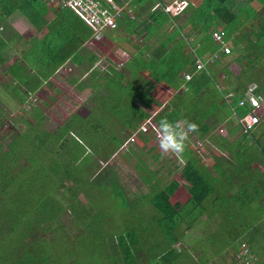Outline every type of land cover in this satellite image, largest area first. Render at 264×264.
<instances>
[{"label": "trees", "instance_id": "16d2710c", "mask_svg": "<svg viewBox=\"0 0 264 264\" xmlns=\"http://www.w3.org/2000/svg\"><path fill=\"white\" fill-rule=\"evenodd\" d=\"M188 1L184 12L174 16L165 12L167 4L163 0H116L132 6L136 19L119 21L103 39L92 42L91 26L71 8H64L86 29L81 42L88 44L82 52L89 46L97 48L94 56L100 53V64L108 61L109 65L103 74L93 68L87 80L75 83L76 87L82 90L92 85L104 91L99 97L102 101L113 102L107 106L110 109L103 110L106 117L100 122L94 120L91 124L88 120L76 127L66 121L54 134L32 129L34 135L21 133L8 146L0 144V264H176L184 254L174 246L180 242L193 245L187 251L198 264H217L216 260L224 259L230 248L239 253L241 248L247 249L251 255L249 262L241 263L238 254L231 264H264V149L254 153L247 142H240L231 162L212 156L207 167L198 164L197 157H191L194 152L184 140H175V126L185 119L186 129L199 140L217 128L220 117L209 105L212 99L220 113L237 112L239 118L254 110L251 105L238 104L249 85H257L256 93L264 92V0ZM153 6L155 10L150 12ZM146 12L148 17L140 22ZM186 13L189 25H195L197 32L190 42L183 36L182 27L165 30ZM213 31L225 32L231 53L222 51V45L212 38ZM125 33L134 39L145 35L147 43L140 48ZM157 35L158 43L150 46V40ZM111 41L116 45L113 48L108 44ZM76 46L74 51L80 44ZM186 47L192 52H185ZM109 50L116 54L108 55ZM74 51L66 50L68 53L59 63L71 59ZM232 53L236 56L218 71L216 67ZM87 58L95 66L98 59ZM9 60L10 56L0 53V73L10 78L2 91L12 96L18 108L30 102V94L36 90L23 88L26 82L15 73V63L9 64ZM199 61L205 63L204 68L199 69ZM125 64L129 68L127 78L119 70ZM186 74L192 76L190 80H186ZM220 74L227 76L221 83L223 88L218 86ZM181 88L184 91L178 93ZM228 91L235 94L232 103L225 100ZM208 94L209 101L205 98ZM164 104L168 106L152 118L153 125L148 124L151 116L143 108L157 112ZM110 116L118 121L113 125H120V134L133 132L138 146L159 164L151 170L143 161H136L141 180L151 189L149 203L158 212L151 220L154 222L137 217V202L130 200L110 167L88 180L73 163L84 153L86 144L98 152L103 145H108L111 153L122 147L121 135H113L105 124ZM3 121L0 108V125ZM74 133L86 143L77 140ZM254 133L246 136L258 144ZM98 135L103 136L102 143L90 142ZM166 137L177 148H183L178 156L174 152L167 156L170 149L153 144ZM51 140L63 141L64 153H55L49 146ZM164 175L169 178H161L164 184L160 186L156 182ZM90 186V198H95L87 206L78 194ZM65 190H69L68 195ZM67 211L79 231L76 237L62 221ZM203 224L215 226L225 240L214 244L211 255L201 254L204 258L200 260L198 251L204 246L198 243L199 233L187 232ZM109 239L115 241L112 246Z\"/></svg>", "mask_w": 264, "mask_h": 264}, {"label": "rangeland", "instance_id": "374dc122", "mask_svg": "<svg viewBox=\"0 0 264 264\" xmlns=\"http://www.w3.org/2000/svg\"><path fill=\"white\" fill-rule=\"evenodd\" d=\"M171 1L172 0H167ZM165 0V2H167ZM166 4H169L166 3ZM255 7H258L257 3H253ZM155 10V7L151 9L150 12H153ZM137 15V14H136ZM148 13H144L140 17V22L142 20H145L148 16ZM173 15V14H172ZM181 15V14H180ZM174 16H179V15H174ZM176 26L182 27L183 31V36L186 38V40L193 41L195 36L197 35V32L195 30V25L192 27V25H189V13H186L182 15L179 19H176L174 21L173 25H168L166 26L165 30L167 32H171L174 30ZM250 26V25H248ZM246 27L244 28V30ZM163 33V32H161ZM160 33V34H161ZM130 40L132 39L127 33L124 34ZM162 35V34H161ZM158 37V38H157ZM155 39H151L149 44L150 46L155 45L159 41V36L157 35ZM137 38V40H136ZM134 40L137 41V44L140 48H143L145 44L147 43L145 35H138ZM158 39V40H157ZM129 45V44H128ZM246 45V43L244 44ZM116 46V45H115ZM113 46V47H115ZM112 47V48H113ZM185 52L189 53L192 52L190 47L185 48ZM108 55H115L116 53L112 50H109ZM234 56H236L235 53L230 54L224 61L216 67L218 71L222 70L223 68ZM98 66V65H97ZM216 66V65H215ZM105 65H99L97 68H104ZM122 68V67H121ZM80 70V71H79ZM87 67H82L76 70H73V75H76L77 73L83 75L86 73ZM125 73V75L129 76V72L126 71V69L120 70ZM65 76H60L59 77V82L56 83L57 91L53 92L50 94V92H46L45 90H39L35 92L33 95L30 96V102L27 104L21 106V107H16L15 106V101L12 99V96L7 94L5 91H2L3 85L10 81V78L5 76V74L0 73V108L2 110V118H3V123L0 125V144L3 146H8V144L11 143L12 139L14 136L19 135L21 133H26L29 134L30 132L34 135L35 131L38 133L46 132L51 134H54L58 132L63 126L65 125L66 121L69 123H72L73 125L80 126L88 122V120L93 123V121H98L100 122L101 120H104L105 118L103 115V110L108 106L109 103L113 102V99L109 100L106 99L103 101L99 98L100 95H104V91H98L95 89L92 85H90L89 88H83L82 90H77L73 86L67 84L65 82ZM186 76V75H185ZM63 77V78H62ZM220 79V84L222 82H225L227 76L226 74H220L218 77ZM67 81V80H66ZM223 84H221L222 86ZM249 85V84H248ZM257 87L256 84L254 85H249V88L255 89ZM184 90L183 88L179 89L178 93H182ZM261 94H264V92H258ZM202 95V93L200 94ZM205 98H209V94L205 96ZM38 101H37V100ZM210 100V99H209ZM208 100V101H209ZM209 105L211 106V109H215L216 114H220V110H216V102L212 99L209 101ZM222 103V102H221ZM168 106L167 104H164L158 109L157 112L148 110L147 108H143L146 113H148L151 118L148 121V124L153 125V120L152 118L158 113L161 112L162 109L166 108ZM172 106V105H171ZM170 106V107H171ZM108 108V107H107ZM110 109V108H108ZM96 110V111H95ZM33 112H36L32 114ZM95 112V113H94ZM94 113L93 117L91 115ZM222 113V112H221ZM220 114L219 116L222 117L221 121H223L224 127H219L217 125V132L213 133L215 131H211L210 135L208 136V141L213 142L219 141L221 145V141H227V145H219L218 144V150L216 147L212 146L209 143H204L203 139L199 140H194L192 135L186 134L184 130L187 128V119L183 121H179L177 125L175 126L176 132L178 133L175 136L176 142L179 140H184L186 147H190L194 154L191 155V157H197L198 158V164L201 166H209V158L212 156L217 157L220 160L225 161L228 160L231 162L234 158L233 152L234 150H237L238 143L241 141L247 142V147H251L254 153L260 152L261 148L260 146L256 143V141L253 142L251 141L249 136H246V134H243L246 136L245 138L249 137L246 141L245 138L242 137L240 140H233L234 143H232L229 140H226L225 137L230 139L232 137V128L239 126V128L242 131V125L238 123V119L233 116V114L228 115L227 113ZM44 116V120H40V116ZM91 117V118H90ZM40 121L39 123H37ZM107 123L106 126L112 130V134H118L117 136L121 135V139L124 140V143L122 147L115 152H112L109 150L108 151V145H103L101 149L98 151H95V149L91 148L87 144L84 145L85 148L83 147V152L77 156V160L74 161V165L81 170L83 175L88 178V180H92L93 177H95L98 173L104 172L107 167H110V169L113 171L114 175L118 178V182L121 184L123 187L124 191L126 192L127 196L130 198V200L137 202V211L138 215L137 217H141L143 220L150 221L153 219V217L157 214L158 212L154 210L152 205L149 203L150 199V193L151 189L150 187L141 180L139 171L137 169V160L143 161L151 170H156L157 167H159V164L154 161L153 157L147 155V152H143V150L138 146L137 142L134 141V135L132 134L133 132L130 131H122L120 134V125L117 124L116 126L113 125V121L118 123L114 118L112 119L111 116L109 119L106 120ZM227 121V122H225ZM105 128L104 133H108V128ZM35 131H33V130ZM264 131V128L262 129ZM34 132V133H33ZM220 132L223 134L221 135L222 140H216L214 139L215 137H218L220 135ZM75 134V138L77 140H80L82 144L86 143L85 141H81V138L79 135ZM73 134V135H74ZM216 135L214 138L212 136ZM162 135H160L161 137ZM230 136V137H228ZM103 136L98 135L95 138H91L92 140L88 139V142L90 140L93 141V143L101 142L104 138ZM210 137V138H209ZM220 137V136H219ZM68 138V137H67ZM212 138V141L210 140ZM46 139H49L46 137ZM163 141L161 142L160 140H157V142H154L153 144L156 145V147L163 149V148H168L170 151L166 153L167 156H171L169 154H179L180 150L183 151V148H177L175 144H172L169 139L163 138ZM237 141V142H236ZM84 142V143H83ZM217 143V142H216ZM240 143V144H242ZM252 143V145L250 144ZM63 144L62 142L56 143L54 141H49V146L50 148H54L56 151L55 153L62 152L64 153V149H61V145ZM165 144V145H164ZM233 144V145H231ZM174 150V151H171ZM251 150V151H252ZM217 152L213 155L214 152ZM110 156H109V154ZM212 154V155H211ZM261 159L263 158L262 155H258ZM238 158V157H237ZM264 161V159H263ZM261 163V162H260ZM213 174L215 175V172L213 171ZM166 177L168 179V176H161L159 179V183L156 182L158 185L162 186L164 184V180L161 178ZM165 179V178H164ZM165 179V180H166ZM155 183V184H156ZM68 186H71V183L68 184ZM65 195L69 194V190L64 191ZM91 194V186L90 189H86V192L84 193H79L78 197L80 200L85 204V205H91L93 204V199L95 198L92 196L90 198ZM140 213V214H139ZM208 214H205L203 216V222H205L206 217ZM160 216V215H159ZM62 221L68 228V230L72 233L74 237L78 236L79 231L76 228L75 225L72 223V216L71 213L67 211L65 215L62 217ZM154 222V221H151ZM199 233V238H198V243H203L204 248L199 250L198 253L200 255L199 259H203L204 257H201V254L203 255H211L212 249L214 250V244L217 242H223L225 238L221 235L220 230L217 229L215 226L211 225H198L192 227L188 232L189 233L195 234ZM186 235V239L188 236ZM193 241V239L191 240ZM115 242L114 239L111 240L109 239V245H113L112 243ZM195 241L191 242V244H194ZM202 245V244H201ZM179 251H183L184 254L179 258L178 262L176 264H198L195 262V259L193 257V254L189 253L188 247L191 248V245H185L182 242L178 243L177 245H174ZM195 246V245H194ZM224 246L225 245H220ZM223 249V247H220ZM240 250H243L242 248ZM192 252V250H190ZM229 253L233 252L231 255L225 254L223 255L224 259H217L216 263L217 264H231V262L236 261L237 255L239 251H233L231 248L228 249ZM195 255V252H193ZM199 260V263L201 262ZM239 260V259H238ZM214 264V263H211Z\"/></svg>", "mask_w": 264, "mask_h": 264}, {"label": "crops", "instance_id": "0c3cea01", "mask_svg": "<svg viewBox=\"0 0 264 264\" xmlns=\"http://www.w3.org/2000/svg\"><path fill=\"white\" fill-rule=\"evenodd\" d=\"M163 1L164 3H171V1ZM0 12L3 14V17L0 16V53L10 56L9 64L15 63V73L21 75L26 82V86H23L24 89L33 88L36 90L35 92L45 90L52 94L57 91L56 83L59 82L60 76H65V72L67 75L64 79L65 82L79 90L75 83L83 79L87 80L93 68L102 74L109 70L108 61H103L100 64V53H98V56H94L98 52L97 48L89 46L84 53L82 52L84 46L88 44L81 42L86 36V29L72 12L66 11L57 4H52L51 0H0ZM89 39L91 42L94 41L92 37ZM89 39L87 40L90 41ZM78 44H80L79 48L74 51ZM108 44L111 47L115 45L112 41ZM66 50H73L74 55L71 59L59 63V59L68 53ZM87 57L98 59L95 66L89 63ZM128 58H131V56L128 55ZM97 65H105V67L97 68ZM127 65H121L122 68L119 67V70L127 68L126 71L129 72ZM82 67H87L86 73L83 75L77 73L78 76H74L72 71H77ZM89 87L90 85L85 86V88ZM35 92L31 93L30 96ZM220 114L224 116L223 113ZM257 115L260 122L252 131V134L255 132V139L258 141L260 148L264 149V131H262L264 128V102L257 110ZM233 116L238 119L239 123L237 112ZM219 120L220 122L217 125H220V128L224 127L222 119ZM216 130H213L215 131L213 133H216ZM231 130L233 135L230 139L225 137L226 140L234 143L233 140L235 139L238 141L242 137L245 138L244 132L241 131L239 126L233 127ZM184 131L190 132L187 129ZM189 135H192L194 140L197 138L191 132ZM221 135L223 134L220 132V137H215L216 135L212 137L217 138L216 140H222ZM208 136L204 137V143H209L218 150L220 142L215 140L210 142ZM210 140L212 141V138ZM226 142L221 141V145H227ZM215 153L217 154L215 151L213 155Z\"/></svg>", "mask_w": 264, "mask_h": 264}, {"label": "built area", "instance_id": "2783aa9c", "mask_svg": "<svg viewBox=\"0 0 264 264\" xmlns=\"http://www.w3.org/2000/svg\"><path fill=\"white\" fill-rule=\"evenodd\" d=\"M52 4H57L61 8H71L78 17L87 25L91 26L94 31L95 40L104 38L106 31L117 28L119 21L126 18L136 19L135 9L129 4L121 5L116 0H51ZM189 6L187 0H174L164 7L165 12L173 15H180ZM158 7V6H157ZM224 31H213L212 38L218 44L222 45V51L226 54L231 53V47L225 43ZM216 58H218L216 56ZM199 69L205 67V63L199 61ZM191 75L186 74V80L191 79ZM223 88V85H218ZM255 89L248 88L244 94V98L238 104V107L251 105L254 110L248 111L245 115L239 118V124L242 126L243 134L249 135L259 124L260 118L257 115V110L264 102V94L256 93ZM234 92L228 91L224 97L227 103H232ZM257 108V110H255ZM247 249L240 252L239 258L242 262H249L251 258ZM253 258V257H252Z\"/></svg>", "mask_w": 264, "mask_h": 264}, {"label": "clouds", "instance_id": "9594fccd", "mask_svg": "<svg viewBox=\"0 0 264 264\" xmlns=\"http://www.w3.org/2000/svg\"><path fill=\"white\" fill-rule=\"evenodd\" d=\"M182 13H183V12H182ZM182 13H181V14H182ZM93 39L95 40V38H93ZM95 41H96V40H95ZM246 135H247V134H246ZM195 140H197V138H196Z\"/></svg>", "mask_w": 264, "mask_h": 264}]
</instances>
